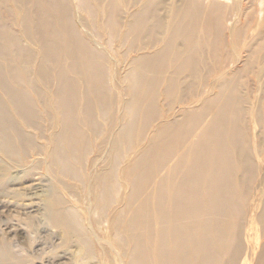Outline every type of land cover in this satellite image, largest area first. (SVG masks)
<instances>
[{
	"label": "rangeland",
	"instance_id": "374dc122",
	"mask_svg": "<svg viewBox=\"0 0 264 264\" xmlns=\"http://www.w3.org/2000/svg\"><path fill=\"white\" fill-rule=\"evenodd\" d=\"M53 1L54 5L52 2V7L55 6L57 9L61 8V14H66L65 17L67 21L72 18V23L73 21L74 23L76 22L75 25L72 24V27L74 25V30L79 29L78 32L80 31V35H78L79 33L77 34L79 40L82 38L83 40L85 39L84 42L90 45V47L87 46L88 49L90 48V51H95L97 52L96 54H102H100L102 57L97 55L99 58L94 56V59L100 62L98 61V64H96V67L99 69L97 70L98 72L96 71L97 74L94 78L96 82L93 80V83H95L93 84V87L95 85L94 90H98L101 96V100L99 101L102 103L98 100L97 103H99L102 108L98 104L100 108L97 107L96 112L94 111L96 113L94 118L98 123L93 126L94 128L92 127L94 131L91 130L92 128H90L87 123L82 124L81 129L84 134L91 138L90 146L88 147L89 151H86L89 155L85 153L86 156L84 155L80 159H75L77 162L75 160L72 161L74 165L71 164L69 167H73L71 172L67 174L69 177L62 174L60 177L61 180L59 181L57 177L44 168V165L41 166L39 164L37 166L38 160L42 158L36 156L34 157L36 159L31 158L27 161V169L29 168L30 170L28 174L24 176L23 173H21L23 168L15 167L16 169L13 170L14 175L21 174L19 176L23 177H21L20 180L17 179L15 182L8 184L9 187L6 185L8 188L0 183V198L2 199L5 197L2 199L4 202L0 199L2 201V204H0V247L2 246L4 249L8 247V249H10L8 251L11 257H8V260H14L10 263L70 264L72 261L73 264H81V262L82 264H94L96 261L95 264H131V262L134 261L133 251L131 250L134 245H132V247L129 245V239L127 238L132 237L129 232L128 235L124 232L125 227H127L125 224H129L132 229V222L134 220L132 221L131 219L134 217L133 214L135 209H138L141 201L143 199L146 200L148 195L152 192V185L149 184L152 181V168H155V164L161 159L160 156L163 154V156H167L168 150L166 147L171 148L173 145L172 147L174 148H179V146L182 148L185 144L184 135L189 131H193L192 137L195 139L191 137L192 140H197L202 134L201 131H203L208 124L210 125L215 121L213 113L219 114L222 111L221 107L222 105L224 106V103L231 104L234 109L236 107L239 108L238 110L235 109V115H237V117H233L234 119L235 117L238 118L235 122L239 125V133H237L235 139L239 137V141L242 142L245 139V143H243L246 145L242 143V147L244 146L245 148L241 147V149H243L245 153L248 151V154L246 153L248 166L243 170H239L242 183L244 182V192L242 190V192H240L241 196L238 197H240L239 201L242 203L241 208L242 211L244 210L243 213L246 212V215L243 214L244 224L247 225L249 220L250 222L252 221V223L256 222V218L262 213V202H264V152L262 154L259 153L257 147V143H260L264 139V0ZM50 5L51 4H49V6ZM68 16L70 18H68ZM157 16L163 17L166 23L165 29L161 32V34H164L162 43L154 47V43L152 42H155L157 32L160 29L155 20ZM161 36L163 37V35ZM147 46H149V48H147ZM179 46H183L186 49L184 55H178ZM91 48L93 50H91ZM144 48L146 50H144ZM166 58L168 61H166ZM192 58L193 60H191ZM177 66L178 68H176ZM135 69L137 70L136 72ZM194 70L196 71L194 72ZM105 74L106 76H104ZM234 74L235 76H233ZM102 75L104 78L101 82ZM69 77L77 82L79 81V97L84 99L86 93L84 91L83 81L80 82V79L74 74H70ZM155 82H160L159 84L161 85L156 83L157 86ZM219 84H221L222 87ZM143 88L145 89L143 90ZM155 90L158 91L155 92ZM168 91L171 94L168 93ZM151 92L155 93L152 94ZM151 94L153 96H151ZM227 100H229V102ZM143 109L149 111H143ZM101 110L102 113L105 111V113H103L104 116ZM225 112H227V110ZM142 114L148 117L146 118L144 115V118ZM150 114L156 116L152 118ZM141 117L143 120H141ZM147 122L149 125H147ZM136 124L137 126H135ZM241 124L242 126H240ZM171 125H174V127ZM143 127L147 128L144 130ZM119 129L123 131V137H120L122 135ZM119 137L121 140H118ZM240 138H243V140ZM115 141H117V143H115ZM119 141L120 143L122 142L120 144V146L122 145L121 147L119 146ZM171 141L174 144H172ZM181 142L183 145H181ZM117 146L118 148H116ZM113 148L115 151H113ZM158 148L167 151L162 150V153V151L159 150L161 154L158 152V154H160L158 157ZM118 150H120L119 153ZM121 152H123V154ZM123 156L126 158H123ZM117 158L118 160H116ZM177 158L178 157H175L171 161V165L177 162ZM254 165L257 166V168ZM108 167L112 169V176L106 174ZM132 168L134 170H132ZM139 172H141L142 175ZM164 173H162V175H164ZM142 176H144V179ZM114 181H118V184H115ZM141 182L144 183L141 184ZM98 183L100 186L98 187L99 189H96ZM139 184L142 185L143 189L139 188ZM111 186H113V191L110 192L109 190H112ZM109 187L110 189H108ZM5 188L8 193L9 191L11 192V194L9 193L10 195L7 192L5 193ZM137 189H139V191H137ZM141 190L143 191L141 192ZM119 191L120 193H118ZM13 192L16 195H13ZM21 193H23V196ZM5 195L9 196L10 199ZM103 196L107 197V201ZM139 199L142 200L137 202ZM55 200L56 202H58V200L63 202V204H61V209L63 208L65 211L68 210L67 212L71 214L70 218L75 216L79 221H76L77 219L75 217L73 218L74 222L73 219L71 220V229H73L72 231L74 232L76 231V233L73 232L72 236L69 238L65 231L58 226H53L54 223L50 217L47 202ZM133 201L139 204L137 205ZM128 203H132L130 207ZM7 204L10 205L8 206ZM133 204L137 205V207L133 206ZM67 207L70 209L74 207L71 209V212L74 214L70 213ZM129 209H131L130 212ZM80 221L81 225L79 224ZM77 224H79V226ZM73 225L77 226L73 227ZM79 227L82 228L81 230L83 232L81 230V232L78 231L79 229L77 230ZM255 228L257 231L255 234L260 235L261 228ZM132 234L133 232L131 235ZM85 235H87V237ZM89 247L92 248L90 249ZM3 248H0L2 250H0L1 254L3 253ZM78 249L82 251L79 252ZM89 253L93 255H89ZM12 254L14 255L12 256ZM134 254H136V251ZM10 258L14 259L11 260ZM93 258H95L94 261H92ZM8 260L5 259L6 262H4L3 259H0V264H9Z\"/></svg>",
	"mask_w": 264,
	"mask_h": 264
},
{
	"label": "bare ground",
	"instance_id": "6f19581e",
	"mask_svg": "<svg viewBox=\"0 0 264 264\" xmlns=\"http://www.w3.org/2000/svg\"><path fill=\"white\" fill-rule=\"evenodd\" d=\"M52 2L54 5L53 0H0V158H1L0 160V183L3 184L4 187H6V185L8 184H11L12 182H15L17 179L20 180V178L23 177V176H19L21 175L19 173H18L19 175H14L13 170L16 169L17 167L23 168L21 173H23L24 176L25 174H28L30 170L29 168L27 169V161L36 156H38L39 158L40 157L42 158L38 160L37 166L39 164L41 166L44 165V168L48 172L53 174L55 177H57L59 181L61 180L60 177L62 174L68 176L67 174L70 173L71 169L73 168V167L69 168L70 165L72 164V161H74L75 159L82 158L85 155L86 151L88 150V147L90 146L91 138H89L86 134H84L83 130L81 129L82 124L87 123L90 126V128H92L95 124L96 125L98 124L95 121L94 115L96 114L95 113L96 108L99 107L98 106L99 103L97 102L101 100L100 99L101 96L99 95L100 92L98 90L96 91L94 90L95 85L93 87V84L95 83H93V80L96 77V74L98 72L97 70H99L96 67V64H98L99 60L97 59L98 61H96V59H94V56L98 57L97 55H100L101 53L96 54L97 52L94 51L95 52L94 53L90 51V48L89 49L87 48V46L90 47V45L89 43L87 44L84 42L85 39L83 40L82 38L79 40L77 34L79 33L78 35H80V31L78 32L79 29L78 30L76 29L77 32L76 30H74L75 29L74 25L76 22L74 23L73 21L72 23L73 19L71 18L72 20L70 19L71 20V24H70V20L69 19L68 21L66 20L67 19L65 17L66 14L65 13L61 14V11H60L61 8L57 9L55 8V6H53L54 7L53 8ZM49 4H51L50 6L52 8L49 6ZM68 18L70 17L68 16ZM156 18L157 19L155 20H156L157 25L160 28V29L158 28L160 31L158 30L157 35L155 33L156 39H155V42H152L154 43L153 45L154 47L162 43L164 34L163 33L161 34V32L162 30L165 29V23H166V21L164 22L165 19L163 20V17L157 16ZM72 24H74L73 27H72ZM141 26H144V25H141ZM155 35H154V38H155ZM161 35H163V37ZM145 48L144 50H146ZM147 48H149V46H147ZM91 50L93 49L91 48ZM185 50L186 49L183 46L182 47L179 46L178 55L180 56L184 55ZM191 60H193V58ZM166 61H168V59ZM176 68H178V66ZM136 71L137 70L135 69V72ZM195 71L196 70H194V72ZM70 74L76 75L80 79V82L83 81L82 83L84 84V88H85L84 91L86 93V97L84 96L85 97L84 99H81V97H79V92H80L79 81L77 82L73 78L72 80L69 77ZM104 76H106V74ZM153 76L156 77L155 75ZM233 76H235V74ZM103 78L104 77L102 75L101 82ZM94 81L96 82V80ZM156 83L159 84L160 82H155V84ZM144 89L145 88H143V90ZM225 89H228V88H225ZM158 90H155V92ZM170 92L168 91V93ZM152 94L151 96H153ZM222 97H223V94H222ZM142 99H143V96H142ZM227 101L229 102V100ZM226 104L224 103V106L222 105L221 107L222 111L219 114L213 113V115L215 116L214 117L215 121L212 122L210 125L208 124V126L206 125L207 126L206 128L204 127L205 129L201 131L202 134L200 136L198 135L199 138L197 140L195 141L192 140V138H194L192 137L193 131H189L186 135L182 134L185 136L184 137L185 144L182 148L180 146L179 148H174L172 147L173 145L171 146V148L166 147V149L168 150L167 156L166 155L163 156L164 154L160 156L161 152L159 150L161 149L158 148L157 154L158 152H160V154H158L157 156L158 157L160 156L161 159L157 161V163L155 164V168H152L153 171L151 170L152 171L151 173L152 181L149 184L152 185L151 186L152 192L148 195L146 200L141 199L143 202L140 199L137 201V202L141 201V203L138 209H135V212L133 214L134 217H132L133 219H131L132 221L134 220L132 222L133 224L132 229H131V226H129V224H125L127 227L124 226L125 227L124 232L127 235L129 232L130 236L132 237V238H127L129 239V245H131V247L132 245H134L133 248L131 249L133 251L134 261L132 259L133 262H131V264H264V202H262V207H263L262 213L256 218V222L252 223V221L250 222L249 220V223L245 225L243 222L244 221L243 214H245L246 212L243 213L244 210L242 211V208H241L242 203H240L239 201L240 197H238V196H241L240 192H242L243 186H244L243 184L244 182L242 183V177H240L239 175V170L240 169L243 170L247 168L248 166L247 165L248 162L246 161V153L248 154V151H246L245 153L243 152V149H241L242 143L244 142L245 139L243 140V138L242 139L240 138L241 140H243V142L239 141L238 139L239 137L235 139V136L237 137V133H239V125H237L235 122L238 120V118H236L237 115H235V109L238 110L239 108L236 107L234 109L232 108L233 106L231 104H227V107H226L227 109H226L225 108ZM147 109L145 110L147 111ZM102 110H101V113H102ZM145 110L143 109V111ZM226 110L227 112H225ZM236 112H239V111H236ZM103 113H105V111ZM150 116L154 118L156 115L153 116L150 114ZM234 116H236L235 119L233 118ZM204 117H205V113H204ZM141 120H143V118ZM147 125H149V123ZM135 126H137V124ZM240 126H242V124ZM172 127H174V125ZM93 128L91 129L92 131H94ZM120 128L123 129L122 127ZM146 128H144V130ZM122 132L123 131L121 130V135L123 134ZM117 134H120V133H117ZM124 136H125V133H124ZM120 137H123V135ZM120 137L118 138V140H121ZM115 143H117V141H115ZM121 143L119 141V146ZM172 144L174 143L172 142ZM116 145H113V146H116ZM181 145H183L182 142H181ZM257 145H258L257 147H258L259 153L262 154L264 152V139L260 143H257ZM116 148H118V146ZM242 148H245V147L243 146ZM162 150H165V149H162ZM113 151H115V149ZM119 151L120 150H118V153ZM121 153L123 154V152ZM87 155H89V153ZM124 157L125 156H123V158ZM175 157H178L177 158L178 160L174 165H171V161ZM116 160H118V158ZM84 165H87V164H84ZM255 167L257 168V166ZM111 170L112 169L108 167V171L106 173L108 176H112ZM132 170L134 169L132 168ZM162 173H164V175H162ZM142 177L144 179V176ZM117 182L114 181L115 184H118ZM142 183L144 182H141V184ZM99 186L100 185L98 183L96 185V189H99L98 188ZM111 187H112V190H109L110 192L113 191V186ZM6 188H5V193L6 192L8 193ZM139 188L143 189L142 185H140ZM108 189H110V187ZM14 191H18V190H14ZM137 191H139V189H137ZM142 191L143 190H141V192ZM9 193L11 194L10 191ZM118 193H120V191ZM21 194L23 196V193ZM13 195H16V194H14L13 192ZM0 197H1V194H0ZM7 198L10 199L9 196H7ZM106 198L107 197H105V199ZM2 201L0 204H2ZM60 202H61L60 200H58V202H56V200L48 201L47 202L48 210L50 212V217L54 223L53 226L55 225L61 228L63 231H65L67 237L69 238L72 236V233L74 232L72 231L73 229H71L70 222L75 216L74 217L72 216V218H70L71 214L67 212L68 210L65 211L63 210V208L61 209V204H63V202L61 203ZM133 202H135L137 205L139 204L136 201H133ZM131 204H129V207ZM137 205L133 204V206L135 207H137ZM67 209H69V212L72 213L70 208L67 207ZM130 210L131 209H129V212ZM75 218L77 219V217ZM76 221H78V219ZM73 222H74V219H73ZM79 224L81 225V221ZM79 224L77 225L79 226ZM76 226L73 225V227H76ZM80 227L77 228V230L79 229L78 231L82 229ZM255 227L261 228L260 235L255 234V232H257ZM83 229H84V226H83ZM132 232L133 234L131 235ZM74 233H76V231ZM85 236L87 237V235ZM125 244H126V241H125ZM0 248H3V247L1 246ZM8 250L10 249H8L7 247L3 250L2 254L0 253V259H3L4 262H6L5 259L8 260V257H11ZM81 251L79 250V252ZM135 251H136V254H134ZM90 254L91 253H89V255ZM13 255L14 254H12V256ZM94 260L95 258L92 259V261ZM12 261H9V264H13V263H10ZM71 263L73 264L72 261Z\"/></svg>",
	"mask_w": 264,
	"mask_h": 264
}]
</instances>
